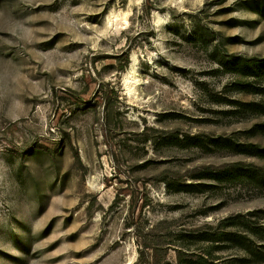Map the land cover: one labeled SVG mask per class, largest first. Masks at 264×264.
Listing matches in <instances>:
<instances>
[{"label":"rangeland","instance_id":"obj_1","mask_svg":"<svg viewBox=\"0 0 264 264\" xmlns=\"http://www.w3.org/2000/svg\"><path fill=\"white\" fill-rule=\"evenodd\" d=\"M262 149L264 0H0V264H264Z\"/></svg>","mask_w":264,"mask_h":264},{"label":"trees","instance_id":"obj_2","mask_svg":"<svg viewBox=\"0 0 264 264\" xmlns=\"http://www.w3.org/2000/svg\"><path fill=\"white\" fill-rule=\"evenodd\" d=\"M123 58H124V65L127 66L129 63L127 54L125 56H123ZM69 93L72 97H74L76 104H83V99L80 96H77L75 93H73L71 91ZM113 94H114L113 91L112 92H107V91L101 92V95L97 96V99H96L98 104H101L104 106V110H105V114H106L105 120L107 122V126H108V124H110V121L112 122V119L114 118V108H113V104L111 103V101L115 97V94L114 95ZM79 109L80 108H76V109L71 110L70 115H75L79 111ZM35 150H41V151L47 153L52 159H55L56 155L58 153H60L61 149L57 148L56 150H50L49 148L40 146L38 148L33 149V151H35ZM252 153H255L254 155L257 157L264 159V149L257 150L256 152H252ZM239 172H240V170L237 168L234 170H228V171L224 172L225 173L224 176L226 175L227 178L233 179L234 177H236L238 175ZM249 173H250L249 175L251 177H254L255 179L259 180L260 183L264 184V173H263V171L257 169V170H253ZM256 231H257V233H261L260 229H257ZM221 232L225 233V231H221ZM216 233H220V232H216ZM222 235H224L227 238H222V237L201 238V241L211 242V243H219V242H225V241H232V242L233 241H239V239H237L238 238L237 235H235V234L226 233V234H222ZM233 237H235V238H233ZM239 242H241V241H239ZM146 248H148V246H146Z\"/></svg>","mask_w":264,"mask_h":264}]
</instances>
